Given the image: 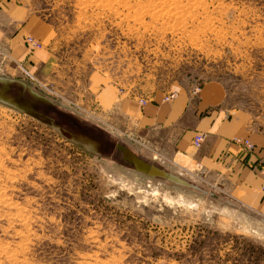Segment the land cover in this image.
<instances>
[{"label": "rangeland", "instance_id": "1", "mask_svg": "<svg viewBox=\"0 0 264 264\" xmlns=\"http://www.w3.org/2000/svg\"><path fill=\"white\" fill-rule=\"evenodd\" d=\"M20 1L52 28L67 75L32 78L1 54L0 264H230L241 237L264 248L263 214L87 108L81 87L100 72L119 94L169 100L217 81L264 131V0ZM117 144L189 185L137 169Z\"/></svg>", "mask_w": 264, "mask_h": 264}, {"label": "crops", "instance_id": "2", "mask_svg": "<svg viewBox=\"0 0 264 264\" xmlns=\"http://www.w3.org/2000/svg\"><path fill=\"white\" fill-rule=\"evenodd\" d=\"M27 35L37 38L41 47L29 51ZM51 35L50 25L29 13L20 0H0V58L7 54L18 64L15 69L20 64L47 79L54 78L55 70L64 80L67 73L58 69ZM81 87L83 94L91 97L85 99L87 108L124 128L127 135L155 147L175 167L198 166L235 200L264 215L260 188L264 175L258 170L264 165V131L243 110L224 104V89L217 81L207 80L193 95L176 94L169 100H164L161 92L145 93L144 104L138 101L142 95L119 94L114 81L100 72L82 79ZM199 130L207 134L195 146L191 139ZM238 136L248 138L254 148L244 151L239 142L232 141Z\"/></svg>", "mask_w": 264, "mask_h": 264}, {"label": "trees", "instance_id": "3", "mask_svg": "<svg viewBox=\"0 0 264 264\" xmlns=\"http://www.w3.org/2000/svg\"><path fill=\"white\" fill-rule=\"evenodd\" d=\"M99 131L102 132V130ZM240 239H242V243L235 244L237 252L235 258L232 259L230 264H264V248L261 245L254 244L251 240H248L245 237H241ZM200 244H202V242L196 240L194 250L198 249Z\"/></svg>", "mask_w": 264, "mask_h": 264}, {"label": "bare ground", "instance_id": "4", "mask_svg": "<svg viewBox=\"0 0 264 264\" xmlns=\"http://www.w3.org/2000/svg\"><path fill=\"white\" fill-rule=\"evenodd\" d=\"M0 81H2V83H3V86H2V90H1V92H0V100L1 101H5V102H8V103H11V101H9L8 99H6L5 97L3 98V94H4V92H5V90L7 89L6 87L7 86H9V84H8V81L9 80H6V79H1L0 78ZM35 97H39L40 98V96H38L37 94H33ZM14 105V104H13ZM20 106H21V108L22 109H24L28 114H31L32 115V113L31 112H34L33 110H32V108H31V105L29 104V103H27V102H23V101H20ZM34 116V115H33ZM61 131H63L62 129H61ZM68 133V132H67ZM69 134V137H71V134L70 133H68ZM128 153H129V151H128ZM132 153V152H131ZM125 154H126V157H130V154H127L126 152H125ZM157 160V159H156ZM135 166H136V168L137 169H139V170H141V171H143V172H145V173H148V174H152V175H155V174H157V175H162V177H164V178H167V179H170V180H173V181H175V182H180V183H182V184H186V185H189L186 181H184L182 178H180L178 175L176 176V175H174V174H172V173H169V172H166V171H163V170H160V169H158V168H156V166H154L153 164H149V163H146V165H144V164H142V163H137V162H135Z\"/></svg>", "mask_w": 264, "mask_h": 264}, {"label": "built area", "instance_id": "5", "mask_svg": "<svg viewBox=\"0 0 264 264\" xmlns=\"http://www.w3.org/2000/svg\"><path fill=\"white\" fill-rule=\"evenodd\" d=\"M25 43L26 45H28L29 51H32L34 48L41 47L42 45L37 38H35L34 36L32 37L31 35H27L25 37ZM23 70L26 73V75L33 78V76H31L24 67H23ZM173 96H174V93L169 95V97H173ZM144 101L145 99L139 98V103L144 104ZM205 136H206V133L204 131H200V130L196 131L195 134L193 135L194 138L192 139V143L195 146H199L201 141L205 138ZM232 141L240 142L241 147H243L244 151H251L254 148L253 143L249 139L244 138V137H240V136L233 137ZM258 170L260 173H264V165H259ZM261 189L264 190V181L261 184Z\"/></svg>", "mask_w": 264, "mask_h": 264}, {"label": "water", "instance_id": "6", "mask_svg": "<svg viewBox=\"0 0 264 264\" xmlns=\"http://www.w3.org/2000/svg\"><path fill=\"white\" fill-rule=\"evenodd\" d=\"M21 84L23 85V83L21 82ZM7 89H9V86H7L6 87ZM22 88V87H21ZM17 96H19V95H17ZM32 113V115H34L33 117H35V118H38V119H40V120H42L43 122H46V123H48V124H50L51 123V121L52 122H54V120H53V117H48V116H43L42 114H41V112H39V111H37V112H31ZM68 131V130H67ZM67 131H61V133L64 135V136H69V134L67 133ZM69 132V131H68ZM117 146L121 149V151L123 152L122 154H123V157L129 162V163H132L133 164V166H135V162H137V163H142V164H144V165H146V163L144 162V161H142L141 159H139L138 157H136L135 156V154L131 151V150H128L127 148H125V147H123V146H121L120 144H117ZM128 151H129V153H128ZM125 152L127 153V154H130V157H126V154H125ZM132 152V153H131ZM136 167V166H135ZM152 175V174H151ZM155 175H157V174H155ZM158 176H160V177H162V175H158Z\"/></svg>", "mask_w": 264, "mask_h": 264}]
</instances>
